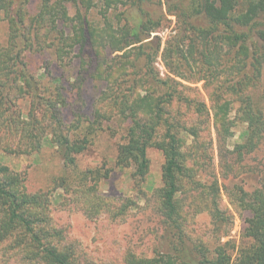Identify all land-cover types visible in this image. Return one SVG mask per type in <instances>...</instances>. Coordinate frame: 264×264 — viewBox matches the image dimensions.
Wrapping results in <instances>:
<instances>
[{
  "label": "trees",
  "instance_id": "16d2710c",
  "mask_svg": "<svg viewBox=\"0 0 264 264\" xmlns=\"http://www.w3.org/2000/svg\"><path fill=\"white\" fill-rule=\"evenodd\" d=\"M28 1L0 0V13L5 12L9 16L11 31L7 43L0 45V134L5 130L7 135L19 136L15 145H3L2 150L39 151L47 139V128H50L51 142L56 144L66 164L74 166L76 156L83 153L94 136L104 129L101 113L97 112L95 118L86 123L79 120L77 124L65 127L58 115L60 106L65 104L60 89L55 87L57 94L51 99L46 97L42 80L27 71L22 50L37 46L41 39L36 32L44 28L41 26L43 15L37 17L39 24H35L36 19L24 15L21 8ZM102 1L106 10L112 6L113 0ZM146 1L129 0V8L123 13L126 23L117 31L113 27L102 30L103 35L97 34V39H92L89 26L82 23V49L95 48L88 64L94 67L92 77L107 83L101 97L112 104L115 115L131 120L126 141L118 147L116 164L122 168L133 166V178L139 184L149 172L148 150H161L165 157L163 186L155 193L164 227L162 242L152 257L131 253L126 256L124 264H264V182L250 191L241 181L244 176L264 173V165L258 172L250 167L244 174H239L237 167L239 162L256 154L264 142V118L262 115L252 116L254 106L264 109V92L255 97L244 91L247 85L261 76L264 64V0H246L244 4L242 0H166L167 12L178 19L181 41L200 38L201 42L208 44L218 38L230 51L235 50L232 60L238 74L228 81L225 88L238 94V107L243 108L244 120L250 127L246 143L229 150L227 143L233 132L228 118V103L220 104L221 97H218L211 109L215 112L220 173L228 181L223 185L218 177L209 185L198 179L202 159L200 151L205 148V144L199 142L201 130L196 123L187 125L186 121L176 117L180 114L178 108L186 106L191 109L193 105L192 100L182 97L181 88L186 91L194 89L172 76L163 78L155 69L161 39L146 40L151 38L153 30L161 26L163 19L156 21L152 18L144 8ZM20 35L24 39L22 49L18 44ZM105 40V47L109 46L114 53H122L114 57L115 63L109 68L104 67L100 57ZM148 45H154V49L148 51ZM166 53L165 61L170 60L167 66L171 74L180 78L173 67L172 44ZM22 101L30 108L24 110ZM181 101L184 104L175 108ZM168 104L173 113L177 112L173 119H170L171 111L166 110ZM45 107L55 116H51L50 127H41L38 116L44 114ZM257 110L262 113L259 108ZM195 112L205 114L210 120V110L205 102L196 104ZM72 128H75L74 134L72 130L66 131ZM159 130L163 133L160 134ZM182 134L197 140L195 146L189 148L194 149V156L186 150ZM263 173L261 176L264 177ZM27 175L0 165L1 262L16 264L12 259L19 256L18 264H80L74 251L64 244L63 231L52 223L49 195L28 193ZM65 184L67 182L62 179L58 187ZM188 186L197 193L194 204H198L199 199L204 201L211 216L212 228L204 237L187 230L189 214L181 196ZM222 192L237 211L249 214L248 217L242 216L244 229L240 242L231 239L235 216L224 204ZM133 205V201L128 200L119 211L126 212Z\"/></svg>",
  "mask_w": 264,
  "mask_h": 264
},
{
  "label": "rangeland",
  "instance_id": "374dc122",
  "mask_svg": "<svg viewBox=\"0 0 264 264\" xmlns=\"http://www.w3.org/2000/svg\"><path fill=\"white\" fill-rule=\"evenodd\" d=\"M245 1L242 0L243 4ZM128 8L129 0H113L108 10L102 0H29L21 8L24 15L36 19L35 24H39V15L44 17L41 23L44 28H39L36 32L41 42L33 49L22 50V57L27 71L42 80L46 87V97L51 99L52 95L57 94L55 87L64 95L65 104L60 106L61 113L58 115L65 127L77 124L79 120L86 123L99 112L104 129L94 136L83 153L76 156L74 166L66 164L56 144L51 142L53 136L49 133L50 128H47V139L43 147L39 151L28 153L2 150L3 145H15L19 140L18 135H7L3 130L0 134V165L16 172H26L28 193L49 195L52 223L63 231L64 244L74 251L80 264H124L126 256L131 253L152 257L164 235L155 196L156 191L163 186L164 154L156 148L148 150L149 172L139 184L133 178V166L122 168L116 164L118 147L126 141L131 120L115 115L112 104L101 97L107 83L102 79H94V67L88 65L95 48L89 46L82 49V23L89 26L94 40L97 39V34L103 35L102 30L113 27L117 31L125 24L123 13ZM144 8L154 20L163 19L161 26L153 30L151 38L146 40L156 41L157 37L161 39V47L155 57V69L163 78L172 76L186 87L194 89L186 91L181 88L182 97L193 101L192 108L184 106L179 109L184 101L175 108L180 111L177 118L186 121L187 125L196 123L201 130L199 142L204 143L205 148L200 151L202 159L198 167V179L205 185H209L217 177L220 184L228 183L220 173L215 112L211 108L218 97H221L220 104L228 103V118L233 137L228 141L227 148L234 150L238 145L246 143L250 124L244 120L243 108L238 107V94L235 95L225 88L228 81L238 74L232 60L235 50L230 51L218 38L210 40L208 44L201 42L200 38L181 41L178 19L167 12L166 0H148ZM10 32L9 16L1 12L0 45L7 43ZM106 40L102 43L104 48L100 51V57L104 67L109 68L115 63L114 57L122 53H114L112 48L105 47ZM23 43L24 39L20 35V49L23 48ZM169 44L173 47V67L180 78L171 74L167 66L170 60L165 61ZM154 45H148V51L154 49ZM246 88L244 91L255 97L264 92V64L261 76ZM142 94L145 95V92ZM56 99L57 97L52 100ZM203 102L210 110L209 121L205 114L195 112V105ZM21 105L24 110L30 108L25 101ZM258 108L262 113L258 112ZM166 110L171 111V105L168 104ZM43 111V115L38 114L41 127L52 126L51 116L54 114L46 107ZM263 111L262 106H254L252 116L262 115L264 118ZM176 113L171 111L170 119ZM70 130L74 134L75 128L66 131ZM205 130L208 131L204 132ZM159 133L163 132L159 130ZM181 137L188 153L194 156V149L189 148L195 146L197 140L185 134ZM250 157L237 164L239 174L246 173L250 167L257 172L258 169H263L264 142L259 151ZM257 174L244 176L239 180L246 183V188L251 191L264 182V177ZM62 179L67 184L58 187ZM188 187L181 196L185 211L189 214L187 230L198 237H204L212 228L211 216L205 209L204 201L199 199L198 204H194L197 193ZM222 197L224 204L228 205L235 216L231 239L240 242L244 229L243 217H248L249 214L237 211L230 204L225 192H222ZM128 200H132L134 205L126 212L119 211ZM18 259L19 256L12 261L18 264ZM0 264L5 263L0 260Z\"/></svg>",
  "mask_w": 264,
  "mask_h": 264
}]
</instances>
